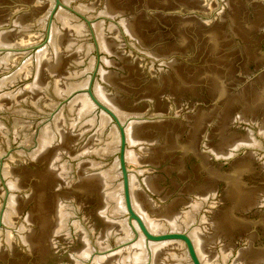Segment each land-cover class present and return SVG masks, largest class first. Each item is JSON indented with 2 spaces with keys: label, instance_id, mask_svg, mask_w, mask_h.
I'll list each match as a JSON object with an SVG mask.
<instances>
[{
  "label": "water",
  "instance_id": "water-1",
  "mask_svg": "<svg viewBox=\"0 0 264 264\" xmlns=\"http://www.w3.org/2000/svg\"><path fill=\"white\" fill-rule=\"evenodd\" d=\"M0 264H264V0H0Z\"/></svg>",
  "mask_w": 264,
  "mask_h": 264
}]
</instances>
